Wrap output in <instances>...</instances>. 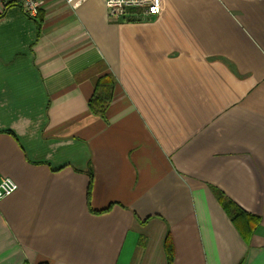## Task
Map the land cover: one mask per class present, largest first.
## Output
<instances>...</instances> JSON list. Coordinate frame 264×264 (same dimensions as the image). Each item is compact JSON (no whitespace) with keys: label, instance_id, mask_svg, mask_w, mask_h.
<instances>
[{"label":"crops","instance_id":"obj_1","mask_svg":"<svg viewBox=\"0 0 264 264\" xmlns=\"http://www.w3.org/2000/svg\"><path fill=\"white\" fill-rule=\"evenodd\" d=\"M161 1H0V264H168V233L172 264H264V0ZM211 187L260 218L249 242Z\"/></svg>","mask_w":264,"mask_h":264},{"label":"trees","instance_id":"obj_2","mask_svg":"<svg viewBox=\"0 0 264 264\" xmlns=\"http://www.w3.org/2000/svg\"><path fill=\"white\" fill-rule=\"evenodd\" d=\"M116 84L117 80L112 73H106L105 75L94 79V92L89 100V107L94 113L103 116L106 114V111L115 96ZM89 174L91 182L88 196L90 198L94 177L92 169L90 170ZM211 188L215 192L217 199L221 203L223 209L231 218L244 240L249 242L254 232L255 226L260 222V218L257 215L247 212L239 205L228 199L221 190L215 187ZM164 248L168 257V264H172L174 259V243L170 233H168L165 238Z\"/></svg>","mask_w":264,"mask_h":264},{"label":"built area","instance_id":"obj_3","mask_svg":"<svg viewBox=\"0 0 264 264\" xmlns=\"http://www.w3.org/2000/svg\"><path fill=\"white\" fill-rule=\"evenodd\" d=\"M5 6L19 4L25 12L36 16L41 6L40 0H0ZM73 7H77L81 0H65ZM161 0H107L109 16L116 20H131L149 18L161 13ZM18 189L17 182L12 177L0 178V202L12 195Z\"/></svg>","mask_w":264,"mask_h":264},{"label":"bare ground","instance_id":"obj_4","mask_svg":"<svg viewBox=\"0 0 264 264\" xmlns=\"http://www.w3.org/2000/svg\"><path fill=\"white\" fill-rule=\"evenodd\" d=\"M161 10H162V5H161Z\"/></svg>","mask_w":264,"mask_h":264}]
</instances>
